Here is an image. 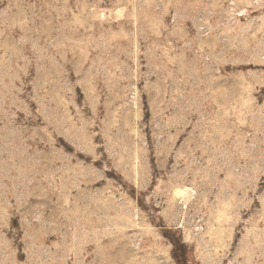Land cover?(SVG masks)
I'll return each instance as SVG.
<instances>
[{
  "label": "rangeland",
  "instance_id": "rangeland-1",
  "mask_svg": "<svg viewBox=\"0 0 264 264\" xmlns=\"http://www.w3.org/2000/svg\"><path fill=\"white\" fill-rule=\"evenodd\" d=\"M0 264H264V0H0Z\"/></svg>",
  "mask_w": 264,
  "mask_h": 264
},
{
  "label": "bare ground",
  "instance_id": "bare-ground-1",
  "mask_svg": "<svg viewBox=\"0 0 264 264\" xmlns=\"http://www.w3.org/2000/svg\"><path fill=\"white\" fill-rule=\"evenodd\" d=\"M188 194V191L187 190H177L176 191V196L180 197V198H184L186 195Z\"/></svg>",
  "mask_w": 264,
  "mask_h": 264
}]
</instances>
